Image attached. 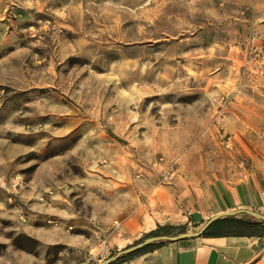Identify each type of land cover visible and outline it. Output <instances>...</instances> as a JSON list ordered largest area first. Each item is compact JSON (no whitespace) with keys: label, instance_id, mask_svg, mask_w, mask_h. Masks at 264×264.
<instances>
[{"label":"rangeland","instance_id":"obj_1","mask_svg":"<svg viewBox=\"0 0 264 264\" xmlns=\"http://www.w3.org/2000/svg\"><path fill=\"white\" fill-rule=\"evenodd\" d=\"M254 143L264 0H0V264L194 230L170 215L189 176L240 172Z\"/></svg>","mask_w":264,"mask_h":264},{"label":"crops","instance_id":"obj_2","mask_svg":"<svg viewBox=\"0 0 264 264\" xmlns=\"http://www.w3.org/2000/svg\"><path fill=\"white\" fill-rule=\"evenodd\" d=\"M251 163L240 172L222 176H189L188 213L170 215L179 223L191 217L194 230L211 215L249 208L264 214V144L254 143ZM239 174V175H238ZM191 230V231H194ZM160 242V243H158ZM113 264H264V236L198 235L158 241Z\"/></svg>","mask_w":264,"mask_h":264},{"label":"water","instance_id":"obj_3","mask_svg":"<svg viewBox=\"0 0 264 264\" xmlns=\"http://www.w3.org/2000/svg\"><path fill=\"white\" fill-rule=\"evenodd\" d=\"M238 214H248L252 218L258 221L264 222V214L261 212H258L256 210H252L249 208H238V209H233V210H225V211H220L217 212L213 215H211L209 218H207L201 226L194 231H183L179 232L177 234H156V235H149L144 237L143 239L127 245L123 247L122 249L117 250L114 254L104 258L103 260H99L94 262L93 264H110L111 262L115 261L118 257L121 255L127 254L134 252L136 250H139L143 246L151 243V242H158V241H164V240H171L175 241L178 239H181L183 237L187 236H198L201 235L202 232L206 227H208L213 221H215L218 218L225 217V216H231V215H238Z\"/></svg>","mask_w":264,"mask_h":264},{"label":"trees","instance_id":"obj_4","mask_svg":"<svg viewBox=\"0 0 264 264\" xmlns=\"http://www.w3.org/2000/svg\"><path fill=\"white\" fill-rule=\"evenodd\" d=\"M175 225L168 224V225H161L157 229H163L167 227H173ZM203 235H257V236H264V222L255 220L252 217H245V216H225L216 219L213 221L208 227L204 229L202 232ZM156 242H151L139 250H136L131 253L124 254V256L131 255L135 252L144 250L148 247H151ZM160 243V242H158ZM111 262L110 264L115 263L118 259Z\"/></svg>","mask_w":264,"mask_h":264},{"label":"built area","instance_id":"obj_5","mask_svg":"<svg viewBox=\"0 0 264 264\" xmlns=\"http://www.w3.org/2000/svg\"><path fill=\"white\" fill-rule=\"evenodd\" d=\"M176 161H174L173 159L169 162L168 166H167V176L172 177L175 175L176 173V165H175Z\"/></svg>","mask_w":264,"mask_h":264}]
</instances>
